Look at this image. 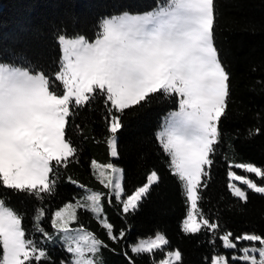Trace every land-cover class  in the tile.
I'll return each mask as SVG.
<instances>
[{
  "label": "snow or ice",
  "instance_id": "6c2138e0",
  "mask_svg": "<svg viewBox=\"0 0 264 264\" xmlns=\"http://www.w3.org/2000/svg\"><path fill=\"white\" fill-rule=\"evenodd\" d=\"M216 22L214 0H158L157 7L144 14L102 18L100 31L92 40L79 35L58 36L62 47L58 72L46 75L31 68L0 64V188L24 193L37 201L33 228L43 236L39 243L26 238L23 216L0 199V264H54L44 246L55 236L41 226L47 213L43 201L55 193L60 170L77 157L72 132L82 129L75 123L76 117L98 100L107 113L104 120L109 135L105 143L111 157L118 158L117 133L124 127L126 110L151 103L158 93L166 100L178 97L179 110L168 113L157 139L170 157V171L183 182L187 210L182 231L196 234L204 229L216 237L222 225L206 217L203 210L195 213L202 199L198 189L207 187V181H201L210 177L222 136L221 118L227 119L231 96L230 73L216 45ZM253 134L249 130V135ZM97 167L104 169L99 175L109 192H93L87 197L90 203L68 204L50 217L55 235L61 236L66 251L73 254L70 264H96L95 254L108 247L94 234L81 236L80 240L88 241L87 252L93 258L85 256L84 246L73 236L78 230L69 228V221L77 219L75 207L90 210L109 239L119 244L125 239V230L114 229L104 215L103 202L111 205L115 199L122 214L134 213L151 187L160 181L158 172L152 170L145 183L128 194L122 168L111 162ZM233 167L261 180L264 170L251 163L230 164L228 187L235 197L246 203L248 190L264 194V185L247 175H238L231 170ZM68 180L77 183L71 177ZM219 239L224 248L239 252L232 255V264H264V235L234 236L225 231ZM242 242H255L259 247L254 244L238 248ZM168 244L166 236L157 232L146 243L129 245L128 251L136 256L151 254L154 250L164 251L162 246ZM128 251H124L125 257L129 264H135ZM165 255L158 264H182L179 249ZM211 264H229V259L217 254Z\"/></svg>",
  "mask_w": 264,
  "mask_h": 264
},
{
  "label": "trees",
  "instance_id": "16d2710c",
  "mask_svg": "<svg viewBox=\"0 0 264 264\" xmlns=\"http://www.w3.org/2000/svg\"><path fill=\"white\" fill-rule=\"evenodd\" d=\"M217 13L215 26L216 45L222 62L227 66L231 80L227 119L221 118V141L213 157L214 164L207 187L198 189L202 199L197 213L203 210L206 217L222 225L214 238L210 231L185 234L182 220L187 205L182 183L169 169L170 157L162 150L157 139L164 117L179 109L178 97L164 99L159 93L151 103L134 106L122 117L124 127L118 137V158H112L105 143L109 135L102 103L85 108L75 123L82 132H72L77 147V157L67 168L60 170L56 191L43 201L47 209L41 226L53 234L52 213L69 203H74L92 187L107 194L95 175L92 162L113 163L124 170L125 192L145 183L146 175L156 170L160 181L151 187L149 194L134 213L122 214L121 205L113 199L105 200L106 218L126 236L119 244L113 243L102 223L90 210L80 208L75 225L91 230L108 247L101 248L102 264H129L124 255L129 245L162 233L169 240L164 251L134 255L128 251L135 264H156L166 257L167 251L179 249L182 264H211L217 254H225L219 236L230 231L234 236L243 233L264 235V194L248 191V201L242 202L228 187L229 165L251 163L264 170V0H214ZM158 0H0V64L35 69L44 74L59 71L62 58L58 36L72 38L77 35L92 40L100 31L102 18L123 13L141 14L157 7ZM259 129L257 133L255 130ZM249 130L253 135H249ZM235 171H240L233 167ZM231 169V170H232ZM68 177L77 183L69 182ZM264 184V180H258ZM0 199L7 207L23 216L22 226L26 238L38 243L43 236L34 231L33 219L37 201L24 193H14L0 188ZM200 219V216L197 215ZM214 239V243H212ZM54 264L66 261L70 254L63 245L44 244ZM114 249V251H112ZM2 255V249H0ZM229 262L232 264L231 258Z\"/></svg>",
  "mask_w": 264,
  "mask_h": 264
},
{
  "label": "rangeland",
  "instance_id": "374dc122",
  "mask_svg": "<svg viewBox=\"0 0 264 264\" xmlns=\"http://www.w3.org/2000/svg\"><path fill=\"white\" fill-rule=\"evenodd\" d=\"M147 13V12H146ZM130 14V13H129ZM141 14H144V13H141ZM132 15H136V14H132ZM118 16V15H117ZM61 51H62V47H61ZM18 68H20V67H18ZM179 110V109H178ZM178 110H176V111H178ZM164 120H165V117H164V119H163V122H162V126H161V129L159 130V131H162L163 130V125H164ZM113 158V157H112ZM96 163L95 164H93L92 163V166H93V169H94V171H95V175H96V177L98 178V180H99V182L101 183V180L103 179L102 177H100V175H99V172L100 171H103L104 169H103V167H97V165H100V166H103V165H105V164H102L101 162H99V161H97V160H94ZM238 170H240V171H235L234 169H232V171H235L238 175H247L249 178H252L253 180H255L257 183H258V185H264V184H261V183H259L258 182V180H261L259 177H256L255 176V174H249V173H245L243 170H241V169H238ZM110 173H106V175H109ZM233 183H236L238 186H240V187H245V186H243V185H240V183L238 182V181H233ZM102 184V183H101ZM103 185V184H102ZM83 188H85V194H84V196L82 197V198H80V199H78L76 202H74V203H69V204H72V205H77V204H88V203H90L88 200H87V197L89 196V195H91L93 192H100V193H102V191L101 190H97V189H94V188H92V187H88V186H83ZM249 191V190H248ZM68 205V204H67ZM80 208H83V209H85L84 207H75L73 210L75 211V214H76V217H77V213H78V210L80 209ZM59 210H62V208L61 209H59ZM58 211V210H57ZM103 211H104V209H103ZM195 213H197V209L195 210ZM104 215L106 216V213H105V211H104ZM107 217V216H106ZM186 218V217H185ZM197 219L199 220V218H198V216H197ZM76 221H77V219L76 220H74V221H72V220H70L69 221V228L70 229H77L78 231H76L75 233H73V236L75 237V239L76 240H79V242L84 246V248H85V256L87 257V258H93V254H91V253H88L87 252V247H88V241H85V240H80V237L81 236H87L89 233L90 234H94L91 230H89L88 228H86V227H83V226H80V225H75L74 223H76ZM83 230V231H79V230ZM52 235H54L55 236V238H54V240H52V241H50L51 243H53V244H55V245H63L64 246V248L66 249V243L62 240V238H61V236L60 235H55V232L52 234ZM95 235V234H94ZM96 236V235H95ZM155 238V236L154 237H150V238H145V239H141V240H139V242H144V243H146V242H148V241H150V240H152V239H154ZM73 242V244L75 243V240L74 241H72ZM255 244V242H242V244L241 245H238V248L240 247V246H252V245H254ZM135 245V244H134ZM166 246V245H165ZM255 246L258 248L259 247V245L258 244H255ZM162 247H164V246H162ZM155 251H157V250H154V252ZM100 252V251H99ZM70 254V258H68V260H66L65 261V264H70V262H71V260L74 258L73 257V254L72 253H69ZM226 258H231L232 257V255H239V252L238 251H233V250H228V249H226L225 248V254H223ZM95 258H96V264H102V261H101V256L99 255V253H96L95 254ZM166 258V257H165ZM164 258V259H165ZM257 259H258V257H257ZM158 264V263H157ZM229 264H231L230 262H229Z\"/></svg>",
  "mask_w": 264,
  "mask_h": 264
}]
</instances>
